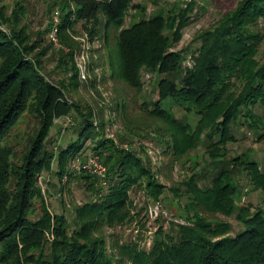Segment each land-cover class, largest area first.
<instances>
[{
  "label": "trees",
  "instance_id": "1",
  "mask_svg": "<svg viewBox=\"0 0 264 264\" xmlns=\"http://www.w3.org/2000/svg\"><path fill=\"white\" fill-rule=\"evenodd\" d=\"M134 1L60 0L58 39L68 45V32L79 25L90 40L101 36L109 48L114 41L111 76L134 90L142 89V71L159 77L158 99L142 106L161 123L164 155L177 162L202 143L210 161L168 188L173 197L185 198L184 223L172 224L169 232L160 228L148 251L115 243L117 258L108 253L102 230L130 218L131 193L143 189L158 201L166 186L139 153L105 137L103 117L96 121L92 110L68 100L63 82L48 78L49 46L31 39L23 24L27 0H0V264H264V172L246 155L227 158L226 147L236 140L233 128L244 127L264 142V0H240L204 31L191 68H182L184 54L171 48L189 23L193 3L124 28L128 12L141 9ZM69 60L76 87L72 54L58 58L64 65ZM175 106L198 118L194 127L175 114ZM71 114L75 139L53 148L52 128ZM91 155L106 167L104 179L72 169ZM54 163L60 182L77 173L95 194L73 207L71 221L50 211L39 184ZM240 172L263 195L255 208L237 202ZM217 216L233 218L239 230L232 236V225Z\"/></svg>",
  "mask_w": 264,
  "mask_h": 264
},
{
  "label": "rangeland",
  "instance_id": "2",
  "mask_svg": "<svg viewBox=\"0 0 264 264\" xmlns=\"http://www.w3.org/2000/svg\"><path fill=\"white\" fill-rule=\"evenodd\" d=\"M12 1L6 0L7 3H12ZM239 1L135 0L134 3L140 5L141 9H131L128 12L124 19V28L141 19H148L158 12L167 14L185 9L186 5L192 2L193 8L189 13V23L181 31L179 42L171 48V51L184 54L182 68H191L193 65L192 56L200 47L199 36L204 31L216 26L223 16L236 8ZM60 5V0H27V14L23 24L31 39H40L43 41V45L49 46L48 56L44 59L45 73L48 78L54 82H63L68 88L66 91L68 100L79 104L81 110L88 108L92 110L96 121L100 120V116L103 117L106 122L105 137L115 140L123 148H132L139 153L158 182L166 186L158 201L150 198L143 189L133 191L131 193L133 205L130 218L123 224L104 227L102 230L108 253L116 258L115 243L119 246L132 244L140 250L148 251L160 228L163 232H169L172 229V224L184 223L185 198L179 200L173 197L168 188L175 187L188 178L196 166L198 168L208 166L210 161L205 152V146L200 143L195 150L177 162H173L168 155L165 156L160 139L163 135V131L160 129L161 123L149 118L142 106L143 102L151 103L158 99L157 81L159 77L142 71L143 86L140 91L116 80L111 76L109 67V50L113 48L114 41H111L109 48L101 36L90 40L80 30L79 25L75 27L74 31L68 32V45L58 39L56 46L50 40L49 34L56 13L59 14V17L62 15ZM260 51L259 57L263 55L264 43L261 45ZM68 54H72V63L78 74L76 87L72 85L73 72L68 68L72 65L71 61L69 60L70 64L68 65L58 61L60 55ZM78 63L85 67L86 79L80 78L77 69ZM162 107L168 109L169 105L163 103ZM172 110L192 127L197 123L198 118L195 115H186L177 106L172 107ZM256 112L260 114L261 109L257 107ZM69 118L72 123H67ZM69 118L57 120L52 128L50 136L54 140L53 148L56 145L65 147L70 140L75 139L73 128H70V125H76L75 116L71 114ZM232 131L236 140L227 144V158L246 155L256 162L259 169L264 172V142H257L244 127L233 128ZM120 137L123 139L120 140ZM90 146V141H87L86 155L91 151ZM55 151L58 152V149ZM55 168L54 163L52 174L43 172L39 177V184L45 191V200L50 211L63 214L68 221H71L74 215L73 207L81 206L94 199L95 194L86 189L77 173L74 174L71 182H60L54 173ZM237 184L240 188V196L237 201L239 205L249 204L255 208L261 204L262 193L254 188L244 172H240L237 176ZM95 186L99 187V184L96 182ZM214 217L216 218V216ZM217 218L232 225V236L239 230V225L233 218L223 216H217Z\"/></svg>",
  "mask_w": 264,
  "mask_h": 264
},
{
  "label": "built area",
  "instance_id": "3",
  "mask_svg": "<svg viewBox=\"0 0 264 264\" xmlns=\"http://www.w3.org/2000/svg\"><path fill=\"white\" fill-rule=\"evenodd\" d=\"M59 23H60V18H59V14L56 13V16L53 19V22L51 24V29H50V40L57 46L58 44V28H59ZM77 69H78V73L80 78L82 79H86V71H85V67L82 64H77ZM70 120L68 119L67 123ZM67 125V124H66ZM72 169L73 170H77V171H86L90 174L96 175L97 177H99L100 179H104L105 178V174H106V167L103 165L102 162H100V159L98 156L96 155H91L87 162H85L84 164H81V162L79 160H76V162H74L72 164ZM104 184V182H103Z\"/></svg>",
  "mask_w": 264,
  "mask_h": 264
}]
</instances>
